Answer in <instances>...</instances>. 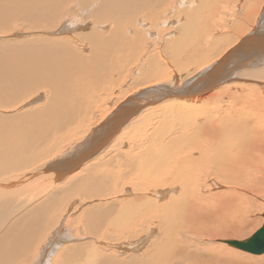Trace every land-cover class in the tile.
Instances as JSON below:
<instances>
[{
	"label": "bare ground",
	"instance_id": "1",
	"mask_svg": "<svg viewBox=\"0 0 264 264\" xmlns=\"http://www.w3.org/2000/svg\"><path fill=\"white\" fill-rule=\"evenodd\" d=\"M195 1L0 0V36L33 33L0 39V264H182L197 251L222 264H264L262 254L254 259L209 244L226 241L218 236L236 231L211 220L246 224V216L239 217L240 202L263 192L264 100L251 99L254 89L238 98L226 92L233 99L221 91L239 72L264 80V24L215 61L205 63L211 48L201 54L199 47L204 68L190 80L183 82L173 71L165 78L162 62L175 60L194 42L190 33L196 36L200 12ZM221 2L225 6L231 0ZM215 8L210 13L217 19L220 3ZM168 15L179 21L186 17L187 23L177 21L180 37L172 44L163 38V48L152 50L157 44L150 30L155 33ZM142 58L143 67L132 72L129 63L138 65ZM193 82L198 86L186 85ZM219 89L222 94L214 93ZM205 91L215 96L211 103H218L210 111L197 105ZM99 97L107 102L103 107L113 106L112 115L97 128L86 127L83 117ZM243 121L252 124V134L246 136ZM132 133L141 139L138 153L123 152L126 138L135 145ZM70 139L78 143L69 145ZM113 166L119 191L111 188V175L102 173ZM217 178L233 194L207 191V186L219 189ZM121 194L124 200L103 202ZM79 197L99 201L80 218L78 226L87 236L82 239L68 233V221L53 224L59 205ZM156 227L155 239L145 248ZM135 238L129 249L120 246L117 252L100 242Z\"/></svg>",
	"mask_w": 264,
	"mask_h": 264
},
{
	"label": "rangeland",
	"instance_id": "2",
	"mask_svg": "<svg viewBox=\"0 0 264 264\" xmlns=\"http://www.w3.org/2000/svg\"><path fill=\"white\" fill-rule=\"evenodd\" d=\"M215 1L216 0H196L195 1V4H194V7H200V12L198 13V15H196V19H197V22H196V24H195V28H194V34L196 35L195 37H193V34H192V32L190 33L191 35H192V38L194 39V42L192 43V45L188 48V49H186V50H184L183 51V53H182V55H180L179 57H178V55H176V57L175 56H173V58H176L175 60H172V59H169L168 60V62H162V65H163V67H164V75H163V77H165V78H167V76H168V74L170 73V72H172L173 71V73H175L176 74V76H178L179 78H182L183 79V82H185L186 81V79H189V77H193L194 75H195V73L197 72V71H199L200 69H202V68H204V64L206 63V61H215L218 57L219 58H221V56H223L225 53H226V51L227 50H230L231 48H234V47H236L237 45H239L243 40H244V38H246V36H248V35H250L251 34V32L252 31H254L255 30V26H258V24H259V22H260V24H264V17H262L263 15H264V0H231V3L230 4H225V6H223L222 5V2H221V0L219 1V0H217L218 2V4L220 3V6L223 8H221V10H222V13H221V15H220V17L218 16V18L217 19H215V18H212V16H211V13L210 12H212V11H214V10H216V8H215V6H217V3L215 4ZM250 4H249V3ZM246 3H247V5H246ZM73 4H77V2H72L71 4H70V7H74L75 8V6L73 5ZM215 5V6H214ZM187 7H189V6H187ZM231 7V8H230ZM238 8L240 9V10H238ZM248 8V9H247ZM226 9H229V11H228V13L226 12ZM246 9V10H245ZM244 11L245 10V12H242V11ZM250 10V11H249ZM247 12V13H246ZM227 13V14H226ZM188 14H190V11L188 12ZM213 16H214V14H212ZM169 17H167V18H165V20L166 21H168V23H166V24H164L165 23V20L164 19H161V20H159L160 22L159 23H162V25H160L159 26V29L158 30H156L155 29V33L154 32H152V31H154V30H150V33H153L152 35H153V39L155 40H153L152 39V41H154L156 44H157V48H155V47H153L152 48V50L153 49H161V48H163V45L165 44V41L163 42V41H161L163 38L166 40V41H168L169 39H170V43L172 44L173 43V40H176L177 38L176 37H180L179 35V28H178V26H179V24L180 23H178L177 21H179V19H176V18H172V19H170L171 17V15H168ZM210 18H212V19H210ZM222 18V19H221ZM171 21H169V20ZM213 19H214V22H213ZM73 21H75L76 23H77V19L76 18H73L72 19ZM225 20H227L226 21V23H227V25H225ZM164 21V22H163ZM180 21L182 22V23H184V22H186L187 23V18L186 17H181V19H180ZM179 21V22H180ZM176 23H178V24H176ZM181 23V24H182ZM237 23V25H240L241 27L240 28H242L243 26V29H240V28H232L235 24ZM17 24H19V22H17ZM16 24V25H17ZM211 24V25H210ZM176 25V26H175ZM210 25V26H209ZM207 26H208V28H207ZM161 27V28H160ZM198 27V28H197ZM164 31H163V30ZM85 30V32H87L86 30H87V28L86 29H84ZM24 32V31H23ZM19 32V34H16V36L15 37H23V36H29V35H33V33L32 32ZM82 32V31H81ZM84 31L82 32V33H85ZM160 32H162L161 34L162 35H160ZM164 32V33H163ZM176 32H178V33H176ZM62 34V33H61ZM159 34V35H158ZM175 34V35H174ZM178 34V35H177ZM166 35V36H165ZM61 36H65V35H61ZM162 38H161V37ZM7 37V39L9 38V39H11V38H15L14 36H0V39H2V38H6ZM66 37H69V38H71V34L70 33H67L66 34ZM175 38V39H173V38ZM159 38V40H157L158 41V43H157V41H156V39H158ZM196 38H198L197 39V41H196ZM147 39L149 40V43H151L152 41H151V38H149V37H147ZM222 40H225V42L222 44V45H220V47H219V49L218 50H216L215 48L213 49V47H215V43L217 42V41H222ZM242 40V41H241ZM161 43H160V42ZM154 42H152V43H154ZM160 43V44H159ZM163 43V45H161ZM214 44V45H213ZM194 45V46H193ZM241 45V44H240ZM160 46V47H159ZM162 46V47H161ZM149 48V46H145V48ZM199 47H202L203 48V50L200 52L201 54L203 53H206V51H208L210 48H211V50H209L210 52V56L209 55H207V59L205 60V63H203V62H199L198 61V49H199ZM151 50V53H150V55L151 54H153L154 52ZM216 50V51H215ZM186 51V52H185ZM212 51V52H211ZM147 51H145L144 53H143V55L146 53ZM185 52V53H184ZM185 54V55H184ZM219 54V55H218ZM221 54V55H220ZM181 57H183L182 59H181ZM214 58V60H213V58ZM216 58V59H215ZM144 60H145V58H142V60H141V63H139L138 65H136V63L138 62H132V63H129V66H128V68H131L132 67V72H134V71H136V68H142L143 67V65H144ZM177 61V62H176ZM180 61V62H179ZM176 62V63H175ZM227 62V60H224V61H222L221 62V64L220 65H222L221 67H223V64L224 63H226ZM179 63V64H178ZM223 63V64H222ZM131 64V65H130ZM136 65V66H135ZM246 65H248V64H246ZM140 66V67H139ZM133 67H135V69L133 68ZM245 69V68H244ZM132 72H131V74H132ZM191 73V74H190ZM199 73V72H198ZM174 74V75H175ZM244 73H238L237 74V76L236 75H234V76H232L233 78V80L234 81H230V83L229 84H226L225 86H223V89H222V91H221V89H219V91L217 90L216 92H214V93H218V92H222V93H224L225 92V94H223V95H225V97L226 98H230L232 95H235V96H233L234 98H238V97H243V96H245V97H247V95H249L250 96V94H252V92H253V89L255 90L254 92L256 93V94H252V96H251V99L253 98V100L255 99V98H257L258 96L261 98H263V100H264V80H261V79H256V78H248V77H246V75L244 74ZM138 75V74H137ZM136 74L134 75H131V76H134V77H136L137 76ZM189 75H191V76H189ZM243 75V76H242ZM130 76V77H131ZM139 76V75H138ZM137 76V77H138ZM133 77V78H134ZM188 77V78H187ZM195 77V76H194ZM132 78V77H131ZM129 80V79H128ZM133 80V79H132ZM190 80V79H189ZM188 80V81H189ZM129 84V82H127V83H124V86H127ZM192 85V86H194V88H195V86L197 87L198 85H195L194 84V82H193V84L192 83H187L186 85ZM232 84V85H231ZM238 84V85H237ZM228 85H230V86H228ZM243 85V86H242ZM231 86H232V88H231ZM238 86V87H237ZM225 87H226V89H225ZM230 88L231 90H229L228 88ZM239 87H241V88H239ZM244 87V88H243ZM143 88V87H142ZM235 88V89H234ZM257 88V89H256ZM192 89V88H191ZM224 91V92H223ZM228 91H229V93L230 92H232L231 94L232 95H230V97L229 96H227L229 93H228ZM235 91V92H234ZM262 91V92H261ZM220 92V93H221ZM226 92H227V95H226ZM249 92V93H248ZM251 92V93H250ZM104 93V92H103ZM103 93H101V95L103 94ZM221 93V94H222ZM259 93V94H258ZM263 93V94H262ZM105 94H107V93H105ZM105 94H103V95H105ZM120 94V96H123L124 94H123V92H122V94L121 93H119ZM207 96H206V95ZM98 95H100V94H98ZM199 95H205L206 96V98L208 97V95L209 96H212V97H208L207 99L209 100H207L206 98H205V100L206 101H208L207 103H206V101L205 100H203L202 101V105H201V103L199 102L197 105H199L198 107H200L201 108V110L202 111H204V110H208V111H210L211 109H213V108H210V107H214L215 108V106L217 105L218 106V103H211L212 101H210V100H212V99H214L213 98V96L214 95H212L211 94V92H208V91H205V92H203V93H201V94H199ZM255 95L257 96V97H255ZM248 96V97H249ZM204 97V96H203ZM215 97V96H214ZM258 97V98H259ZM100 98L101 97H99V100H100ZM103 98V100L101 99L100 101H98L97 102V104L99 103V105H95V104H93V109L92 110H90L89 111V113H88V115H86V116H84L83 117V119L86 117L87 119H86V123H87V125H86V127H89L91 124H93V128L94 127H99V125H101L102 124V122H104L105 121V119H104V117L107 119L108 117H110L111 115H112V108H113V106L112 105H108V106H106V107H103V104L102 103H104V102H106V100H104V97H102ZM128 98V97H127ZM126 98V99H127ZM232 98V97H231ZM261 98V99H262ZM114 99H116L115 100V102L117 101V99H118V97H116V98H114ZM122 99H123V97H122ZM233 99V98H232ZM249 99H250V97H249ZM250 99V100H251ZM125 100V99H124ZM124 100H122V101H124ZM104 101V102H103ZM226 101H228V99H226ZM254 102V101H253ZM107 103V102H106ZM206 103V104H205ZM209 103H211V104H209ZM263 104V103H262ZM224 105V104H223ZM100 106V107H99ZM208 108H206V107ZM236 107H237V105H235ZM234 105H233V107H235ZM109 107V108H108ZM263 106H260V108H261V110H264V107L262 108ZM203 108H205V109H203ZM238 108V107H237ZM94 109H95V111H94ZM108 110V111H107ZM248 111V110H247ZM258 112V111H257ZM91 114V115H90ZM93 114V115H92ZM98 114V115H97ZM103 117V118H102ZM103 120H102V119ZM101 120V121H100ZM242 120H244V119H242ZM242 120H241V122H242ZM244 121H246V120H244ZM243 121V123H240L239 122V124H241V126L243 125V126H246L247 127V131H246V136H248L249 134H250V131L252 130V124L251 123H249L248 125L245 123ZM91 123V124H90ZM245 124V125H244ZM85 126V125H84ZM240 127V125H237L236 127ZM85 127V128H86ZM249 129H251V130H249ZM251 134H252V131H251ZM236 135H239V134H236ZM240 136H242V135H240ZM239 136V137H240ZM82 136H77V138H81ZM102 137H100L99 138V140H96L98 143H101V139ZM133 138V139H132ZM128 140V141H127ZM131 140H133V144H135V145H132V143H131V141H130V138H126L125 139V142H124V145L125 146H123L122 148H123V152H128V151H134L135 153H138V148L136 147V146H138L139 145V143H140V141H141V139L140 138H137V134L136 133H132V137H131ZM135 140V141H134ZM130 141V142H129ZM77 142V140H73V141H71V139L68 141V144L69 145H72V144H74V143H76ZM78 143V142H77ZM130 145H129V144ZM109 144V143H108ZM107 144V145H108ZM141 144V143H140ZM131 146V147H130ZM128 147V148H127ZM136 149H135V148ZM130 148V149H129ZM65 150L67 151V150H69V148H65ZM111 150H112V148L110 147L109 149H108V151H110L111 152ZM125 150V151H124ZM122 151V150H121ZM64 152V151H63ZM62 152V153H63ZM61 153V154H62ZM61 154L60 155H58L57 156V158H56V160H58V159H60L61 158ZM114 155V152L112 153V156ZM82 158V157H81ZM51 159V158H50ZM103 161H105V159L103 160ZM103 161H101V163L103 162ZM113 168V169H112ZM112 168H109V169H106L105 168V170H102V173H103V175L104 176H106L107 177V175H108V177L110 176V181H111V188H117V190L119 191L121 188L120 187H122L121 185H120V181L117 179V178H115V181H114V178H113V175L114 174H116L117 173V171H118V169L116 168V167H112ZM129 170V169H128ZM105 171V172H104ZM108 172V173H107ZM113 174V175H112ZM112 178V179H111ZM215 178V177H214ZM118 181H117V180ZM218 179V178H217ZM127 180H129V179H127ZM125 181V183H129L128 181ZM219 180V179H218ZM220 181V187H219V189L218 190H216L215 192L209 187V186H207V189L205 188V190H207V191H212L211 193H222V194H233V192L235 191L234 189L232 190V189H230L228 186V184L226 185L224 182H223V180L222 179H220L219 180ZM222 181V182H221ZM115 182L116 183H118L119 185H118V187L116 186L117 184H115ZM135 185H137V186H139V184H137V182L138 181H136L135 180ZM225 184V185H224ZM115 185V186H114ZM222 185H224V186H222ZM120 186V187H119ZM137 186H134V188H131V191L133 192V195H135V189L137 188ZM216 188V187H215ZM218 188V187H217ZM235 189H237V188H235ZM207 191H205L206 193H207ZM263 191V192H262ZM261 192V194H260V196L259 197H256L255 195H249L248 196V198H246L245 200H243L242 202H240V203H242V204H240V206L242 207V209L244 210H242V213L239 215V217L240 218H242V217H245L246 216V224H244V225H242V224H239V223H234L233 224V222H225L226 224H228L227 226H225V225H223L224 224V220L223 219H213V220H211L212 222H211V224L212 225H221V226H224V227H227V228H232L233 230H236L235 232H232V233H228L227 234V236H218L219 237V239H223V240H228V239H234V240H246V239H248V238H250L253 234H255L260 228H261V225H263V223H264V219L262 218V216L264 215V188H263V190H262ZM112 191L110 190V192L109 193H111ZM249 192V191H248ZM123 194V193H122ZM119 195V196H117L116 198H115V196H109V198H110V200L108 199V200H103V202H111V201H113V200H116V199H121V200H124L125 198L124 197H122L123 195ZM255 194V193H254ZM262 196V197H261ZM108 197V196H107ZM106 198V197H105ZM115 198V199H114ZM122 198H124V199H122ZM128 199V198H127ZM251 199V201L249 202V200ZM255 200H256V202H255ZM99 202L98 200H84V199H82V198H76L75 200H68V201H65V202H63L62 204H60L59 205V207H58V213L56 214V212L54 213V218H53V220L55 221L53 224H58V225H60L63 221L64 222H66V221H68V233H72L73 235H74V237H79L80 239H82V238H87V236H85L83 233H82V229H81V227H79L80 225H79V223H80V221H81V219H82V214L85 212V211H87V209H88V207H90V206H92L91 204H93V203H95V202ZM252 203V205H250ZM256 203H257V205H256ZM79 204V205H78ZM87 204V205H86ZM249 204V205H248ZM69 205H71V206H69ZM73 206V207H72ZM86 207V208H85ZM120 207V206H119ZM69 208H71V209H69ZM75 208V209H74ZM76 208H77V210H76ZM79 208V209H78ZM66 211H70L69 213L68 212H66ZM80 211V212H79ZM253 211V212H252ZM74 212V213H73ZM78 212V213H77ZM245 212V213H244ZM64 213H66V214H64ZM70 213H71V215H70ZM73 213V214H72ZM62 215H65V219L64 218H61L62 217ZM69 215V216H68ZM71 217V218H70ZM76 217V218H75ZM57 218H58V220H57ZM81 218V219H80ZM67 219H69V220H67ZM72 220V221H71ZM76 220V221H75ZM59 222V223H58ZM76 224V225H75ZM79 225V226H78ZM236 225H237V227H236ZM55 226H57V225H55ZM76 226V227H75ZM75 227V228H74ZM233 227H236L237 229H234ZM72 228V229H71ZM75 229V230H74ZM155 229V234H154V236H151L150 237V239L148 240V244L145 246V248L146 247H148V245L155 239V235L157 234V232L159 231V228H154ZM71 231H73V232H71ZM82 236V237H81ZM83 236H85V237H83ZM143 236H145V234H142L139 238H142ZM139 238H137V239H139ZM137 239L135 238V239H133V242H132V239H121V240H117V241H115V242H111L110 243V241L109 242H106L105 243V241H101L100 240V242H102L101 244L102 245H104L103 246V248L104 249H108L109 250V252H113L114 250L117 252V249H119V247L121 246H123V247H127V249H129V246L131 245V244H133L135 241H137ZM207 239V238H206ZM78 240V239H77ZM104 242V243H103ZM219 241L217 240H215V242L212 240V242H209V244L210 245H212V248H216L217 250H221L222 248H226V249H229L228 247V245H226V244H223V243H218ZM110 243V244H109ZM118 245H116V244ZM212 243H215V245L214 244H212ZM217 244V245H216ZM98 245H100V244H98ZM111 245V246H110ZM115 245V246H114ZM207 245V244H206ZM106 246V247H105ZM109 246V247H108ZM200 246V245H199ZM208 246V245H207ZM118 247V248H117ZM120 247V248H121ZM201 247V246H200ZM206 247V246H205ZM209 247H211V246H209ZM218 247V248H217ZM144 248V249H145ZM201 248H203V247H201ZM143 249V250H144ZM191 250V249H190ZM192 250H195V247L192 249ZM114 251V252H115ZM120 251V250H119ZM234 251H236V250H234ZM130 252H131V250H130ZM130 252L129 253H127V254H130ZM135 252H137L136 250L135 251H133V252H131V253H135ZM205 252H206V250H205ZM238 252V251H237ZM194 253V254H193ZM192 254L193 255H191L190 254V258H188V260H187V258H184V262L182 263V264H216V262H217V264H222L221 262H219L216 258H214V259H212L209 255H207V253L205 254V253H203V251H197V252H193ZM201 253H203L202 255H201ZM239 254L241 253V255H243V256H245V255H247V257H252V258H254V259H257V258H260V257H262V255H263V257H264V254H262V255H256V256H251V255H248V254H244L245 252H238ZM185 256V255H184ZM208 256V257H207ZM210 257V258H209ZM200 258V259H199ZM186 260V261H185ZM186 262V263H185Z\"/></svg>",
	"mask_w": 264,
	"mask_h": 264
},
{
	"label": "water",
	"instance_id": "3",
	"mask_svg": "<svg viewBox=\"0 0 264 264\" xmlns=\"http://www.w3.org/2000/svg\"><path fill=\"white\" fill-rule=\"evenodd\" d=\"M221 243L245 253L253 255L264 254V224L256 234L244 241L226 240Z\"/></svg>",
	"mask_w": 264,
	"mask_h": 264
}]
</instances>
